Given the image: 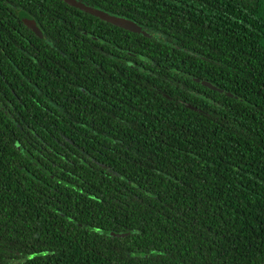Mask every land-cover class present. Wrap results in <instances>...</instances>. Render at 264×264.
<instances>
[{
  "label": "trees",
  "instance_id": "1",
  "mask_svg": "<svg viewBox=\"0 0 264 264\" xmlns=\"http://www.w3.org/2000/svg\"><path fill=\"white\" fill-rule=\"evenodd\" d=\"M77 1L147 35L0 0V264H264V0Z\"/></svg>",
  "mask_w": 264,
  "mask_h": 264
},
{
  "label": "water",
  "instance_id": "2",
  "mask_svg": "<svg viewBox=\"0 0 264 264\" xmlns=\"http://www.w3.org/2000/svg\"><path fill=\"white\" fill-rule=\"evenodd\" d=\"M64 1L67 4H69L73 7H76V8H78L84 12H87L93 16H96L99 19L106 21L110 24H113L115 26L121 27L123 29H126V30L134 32V33H142L143 35H147V33L144 30H142L141 27L132 20L108 14L102 10L86 6L85 4H83L82 2L77 1V0H64ZM31 28L34 30V32H36L38 35H40V32L34 23H31ZM198 82H200L204 86H207L211 89L220 90L205 80H203V81L198 80Z\"/></svg>",
  "mask_w": 264,
  "mask_h": 264
}]
</instances>
